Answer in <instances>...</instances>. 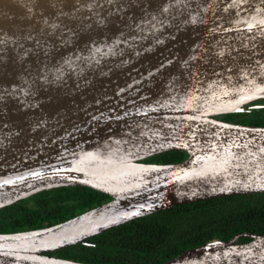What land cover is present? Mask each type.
I'll return each mask as SVG.
<instances>
[{"label":"water","instance_id":"95a60500","mask_svg":"<svg viewBox=\"0 0 264 264\" xmlns=\"http://www.w3.org/2000/svg\"><path fill=\"white\" fill-rule=\"evenodd\" d=\"M260 98L264 0H0V207L62 185L109 196L0 231V264H94L48 252L176 203L264 191V125L215 116ZM173 149L185 156L142 160ZM158 264H264V233Z\"/></svg>","mask_w":264,"mask_h":264},{"label":"trees","instance_id":"16d2710c","mask_svg":"<svg viewBox=\"0 0 264 264\" xmlns=\"http://www.w3.org/2000/svg\"><path fill=\"white\" fill-rule=\"evenodd\" d=\"M216 117L264 125V98L240 111ZM179 149L161 151L143 161L182 159ZM109 196L85 185H62L37 191L0 207V231L48 225L96 205ZM239 231L264 233V191L233 193L176 203L134 217L49 254L94 264H158L209 239H226ZM240 236L237 240H248Z\"/></svg>","mask_w":264,"mask_h":264}]
</instances>
